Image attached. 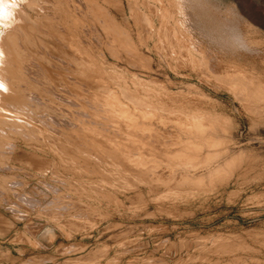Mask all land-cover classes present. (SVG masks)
<instances>
[{
	"label": "bare ground",
	"instance_id": "obj_1",
	"mask_svg": "<svg viewBox=\"0 0 264 264\" xmlns=\"http://www.w3.org/2000/svg\"><path fill=\"white\" fill-rule=\"evenodd\" d=\"M153 1L143 0L129 6L132 29L119 22L110 10L122 14L121 0H0V209L6 208L11 216L9 219L0 216L3 230L18 224L68 225L77 231L85 229V225H89L90 230L92 225L145 226L147 221L151 223L161 217L179 221L187 214H181L186 206L196 201L203 205L226 192L231 183L248 175L250 168L245 164L254 157L250 154L252 159L249 160L241 150L239 138L235 139L237 126L225 113V105L221 106L204 93L202 87L200 90L196 85L185 84L182 89L176 88L179 84L175 79L201 81L212 90L227 93L238 103L252 130L264 123V77L256 74L257 69L242 65L243 62L238 66L237 61L232 63L238 55L231 57L230 63L235 66H230L224 58L237 53H261L258 63L262 66L264 49L260 46L264 41L250 36L254 28L243 17L239 24L243 25L245 33L223 22L216 24L217 17L214 20L213 14L217 10L206 13L213 15L210 17L213 20L208 18L211 22L207 23L213 24L214 29L209 35L205 34L206 37L204 34L200 37V33H196V37L194 32H198L202 23L196 22L195 14L192 17L191 13L185 14L188 10L183 5L188 0ZM189 1L197 8L200 3L207 11L212 9L208 7V0ZM191 3L196 11L203 10L202 6L197 10ZM226 14L224 17H229ZM203 16L200 18L205 22L207 18L204 21ZM250 27L253 30L249 33ZM257 34L256 37L261 36ZM108 58L122 61L131 69L135 67L139 74L125 69L131 78L126 77L114 69ZM159 69L172 72L165 83L155 79ZM261 72L264 74V70ZM244 181L242 183L246 184L249 180ZM141 239L136 236L132 244L121 243L117 257L123 260L129 252L137 254L140 263L144 261L139 254L147 244ZM225 242L217 244L219 257H233L236 247L246 251L243 257H233V260L230 257L226 264H264L260 249L241 247L239 241H232L230 245ZM262 244L264 250V240ZM179 245L182 246V242ZM40 248L43 250L42 246ZM99 251L97 253L102 254V250ZM172 251L178 253L174 247ZM0 252L6 253L1 249ZM118 258L115 259L118 261ZM79 260H74L75 264H91L92 259L90 263ZM72 261L70 264H74ZM96 261L92 264H97ZM39 263V259L34 258L30 264Z\"/></svg>",
	"mask_w": 264,
	"mask_h": 264
},
{
	"label": "rangeland",
	"instance_id": "obj_2",
	"mask_svg": "<svg viewBox=\"0 0 264 264\" xmlns=\"http://www.w3.org/2000/svg\"><path fill=\"white\" fill-rule=\"evenodd\" d=\"M123 1V8H124V11L123 13H119L114 11L113 9H110L111 12L113 14H116L117 18H118V21L121 22L122 24L124 25H129L131 26L132 29H134V26H133V19L130 17V14H129V6H132V4H137V3H142L143 0H137L136 2L132 3L130 2L131 0H121ZM175 1V0H174ZM173 1V2H174ZM214 1V2H213ZM218 1V2H217ZM236 1H238L236 3ZM240 0H208L209 5L208 7H212V9H215L211 11H207L206 8H204V6H202V4L199 3L200 6H202L201 8L203 10H201L199 7V9L201 10V12L203 13V16L202 13L200 12V10L197 8V5L195 3H191L189 0L188 2L185 1L184 3V7L186 6L187 8V12L185 13L186 15L189 13L190 16L192 17V15H194L193 17L196 19V22L198 23L199 21V24L201 28L200 30V27H199V24L197 25V27H199L198 29V32H194V34L196 35V33H200L199 36L200 37H204L202 36V34H206V35H209L210 32H211V29H214L212 26L213 24H208L209 22H211L208 18H210L211 16H213L214 20L216 18V24L218 23H222L224 25H228V26H233V27H236V29L240 31L241 29V32L243 31V33H245V28H243L242 30V27L243 25H240L241 21L240 20H243L242 17L246 20V23H248L249 25L251 24V27L254 28H251L250 27V31L249 34L251 37L254 36L255 39L257 40H261L262 42L264 41V0H241L240 3H239ZM154 3L157 1L154 0L153 1ZM191 5L194 7V4L196 5V9L199 10V11H196L195 9H193L191 6H190V3ZM211 2V3H210ZM217 2V3H216ZM220 2V3H219ZM230 2L232 3L231 6L230 5ZM242 2V3H241ZM159 3V2H158ZM215 3V5H214ZM235 3V4H234ZM152 4V3H151ZM228 4V5H226ZM239 4H243L242 7H237V6H241ZM218 8H217V6ZM231 8H230V6ZM158 6V4H157ZM226 6H227V9H226ZM244 6V8H243ZM194 7V8H195ZM214 7V8H213ZM237 7V8H236ZM233 8V9H232ZM239 8V10H237ZM193 9V10H192ZM205 9V10H204ZM219 9V10H218ZM231 11H227L228 10ZM232 9V10H230ZM192 10V11H191ZM215 10H217V13H214ZM235 10V11H233ZM194 11V12H193ZM206 11V12H205ZM214 11V12H213ZM236 11H239L236 13ZM116 12V13H115ZM197 12V13H196ZM199 12L201 14H199ZM208 12H212L214 13L213 15L211 14L208 15L206 13ZM229 13V14H226V13ZM242 12V13H241ZM206 15H205V14ZM232 13V14H231ZM243 13H246V14H243ZM248 13V14H247ZM126 14H128L126 16ZM219 18H218V16ZM221 14V15H220ZM226 14V16H232V17H224ZM237 14V15H236ZM242 14V15H241ZM203 16L202 18L206 19V24L205 22H202L203 20H201V16ZM216 15V16H215ZM235 15V16H233ZM240 15V16H239ZM246 15V16H245ZM129 16V17H128ZM207 16V17H206ZM221 16V17H220ZM237 16V17H236ZM251 18H249V17ZM124 17V18H123ZM189 17V16H187ZM224 17V18H223ZM235 17V18H234ZM241 17V18H240ZM123 18V19H121ZM131 18V19H130ZM198 18H200L198 20ZM221 18V20H220ZM226 18V19H225ZM212 19V18H210ZM236 19V20H235ZM240 19V20H239ZM130 22H128V21ZM209 20V21H208ZM213 20V19H212ZM220 20V21H219ZM223 20V21H222ZM225 20L227 22H225ZM238 20V21H237ZM201 21V22H200ZM208 21V23H207ZM218 21V22H217ZM256 21V22H255ZM196 23V24H197ZM240 23V24H239ZM203 25V26H202ZM239 26V27H238ZM204 27V28H203ZM212 27V28H211ZM204 29V31L202 30ZM206 30V31H205ZM209 30V31H208ZM256 30L258 32H256ZM193 31V30H192ZM196 31V30H195ZM253 32L255 33H260L259 36L262 37L261 39H259L260 37H256V33L253 34ZM132 34H133V37L136 36V33L135 31H132ZM198 34L196 35V37H198ZM253 34V35H252ZM257 34V36H258ZM205 35V37H206ZM253 37V38H254ZM204 45L206 46V41H204ZM262 49H264V42H263V45L260 46ZM259 47V48H260ZM259 48H256V49H259ZM256 54V55H255ZM145 55H148L147 53ZM238 55V56H237ZM248 53L246 55H240V54H232L230 57L227 55H224L226 56L224 59H229L226 61L230 64V66H233L234 64L232 63H237L235 64L236 66H238L239 63H242V65H245V67H247L248 69L250 68H255L257 69L255 72L256 74H261V76L264 77V74L261 72V70H264V65L261 66L260 63H258V58L259 56L261 55V53H256L254 52L253 54H250L249 52V55ZM252 55V57H251ZM254 55V56H253ZM234 56L236 57L234 59ZM243 56V57H241ZM245 56V57H244ZM234 59L232 60L231 59ZM239 57V58H238ZM250 57V58H249ZM243 58H249L250 60H254L256 59L255 61L251 62L249 59H243ZM109 63H113V67L114 69H116L117 72H120L122 74H124L126 77H129V73L130 72H136V74H139V70L137 71V69L134 67V68H130L128 66H126V63L122 62V61H118V62H114V61H111L112 59L108 58L107 59ZM232 60V63H230ZM239 60V61H238ZM250 61V62H249ZM120 62V63H119ZM116 63V64H115ZM123 63V64H122ZM251 65H250V64ZM125 64V65H124ZM260 64V65H259ZM234 65V66H235ZM249 65V66H248ZM258 65V67H257ZM116 66V67H115ZM127 68H126V67ZM119 67V68H118ZM123 67H124V70H123ZM240 67V66H239ZM263 67V68H262ZM238 68V67H236ZM261 68V69H260ZM127 70H131L129 73L125 71ZM254 69V70H255ZM259 69V70H258ZM164 72V75H163V72ZM170 71L169 69H159L158 71V75L155 76V79H158V81L162 82V83H165V81H167L168 79V75H171L172 76V72L170 74ZM259 72V73H258ZM164 76V77H163ZM167 76V77H166ZM131 78V76L129 77ZM160 78V79H159ZM166 79L163 81V79ZM180 82H178V81ZM173 81V80H172ZM177 81L176 84H179L178 87L176 88H183L185 87V84L186 85H196L200 90H201V87H202V91L206 94L208 93L209 96L211 98H213V100L217 101L220 103L221 106H223V109L225 111V113L234 121L235 123V126H237V132L235 135H237V137L235 136V139L239 138V146H241V150L244 151V155H245L247 158L252 159L251 157H256V159H254L255 161H258V163H256L253 159V162L250 161V163L252 165H249L250 163L247 162L245 165L247 168H250L249 170L247 168H244L245 171L247 170V172L249 171L248 175H246L247 173L245 172L244 174L246 175V177L243 175V177H241L240 179H238L236 182H233L229 185L228 189L226 190V192H223V193H220L218 194L217 196H215L213 199L207 201V202H203V205H200L198 204L199 202L196 201L195 203H192V205H189V206H186L185 209L186 210H182L181 211V214H184V213H187V214H184L182 215L183 217V220H179V221H172L170 218H166V217H161V218H157L156 220H154L153 222H149L147 221L144 225H98L99 227H97V225H92V230H90L88 227L89 225H85V229L84 228H81V229H78L77 231L74 230V229H70V226H64V225H11V227H8V229L6 230H3L2 228H0V249L1 251L3 252H6V253H1L0 252V264H30L31 261L34 259V258H37L39 259V264H54L53 261H55V264H70V262L72 261V263L74 262V260H80L79 261H83L84 259H87L88 257V261L84 260V262H89L91 259H96V260H91V264L92 262L94 263V261H96L97 264H104L107 263V264H110L112 261V263L114 264L117 259L115 258H118L119 256L117 255L118 252L121 250L119 248H121L119 245H121V243H127V241H129L130 244H132V241L133 239L136 238V236L140 237V239L142 240V243L143 244H147L148 246V249L146 245H144V250L142 251L141 254H139L141 257V260H144V261H141L140 263V260L139 258H137V254H134V253H129L127 254V256H123V260L122 258H118V261L115 263V264H142L144 262V264H161L160 261H165L163 262L162 264H200L198 263L199 262H202L201 264H203L205 261L204 260H208L206 262L208 263H204V264H219V262H221L220 264H223V263H229L230 260L228 259H231L233 260V257L234 258H237L238 257H243L245 256L246 254V251H244L245 249H242L239 248V247H236L234 250V256H226V258L224 257L225 255H221L222 257H219L220 256V252H217L216 248H217V244H219V242H223L224 241V244H226L227 242L225 241H228V244L230 245V243L232 241H239L241 243V247H249V248H252V249H255L257 251H259L260 254L264 255V250L262 248V242L264 240V175L262 174L264 172V123H262L261 125H258L256 127H253L252 130H251V127H250V123L248 121V119L245 117L244 113L241 111V109L239 108V105L237 102H235L234 100H232V98L225 92L223 91H220V90H212L211 88H209L207 86V84L201 82V81H195V80H191V79H184L183 78H176L175 79V82ZM181 81H184V82H181ZM188 81V82H187ZM200 82V83H199ZM181 84V85H180ZM202 84V85H201ZM199 85V86H198ZM208 88V89H207ZM210 90V91H209ZM212 90V91H211ZM214 91V93H212ZM217 91V92H215ZM207 94V95H208ZM213 95V96H212ZM221 99V100H220ZM231 100V101H230ZM228 102V103H227ZM218 103V104H219ZM234 103V104H233ZM235 106V107H234ZM234 109V111H233ZM240 111H239V110ZM241 115H240V114ZM234 114V115H233ZM243 114V115H242ZM238 117V118H237ZM236 118V119H234ZM245 119V121L243 120ZM237 121V122H236ZM239 122V123H238ZM244 122V123H243ZM264 122V121H263ZM241 126H238L240 125ZM246 124V125H244ZM249 127L248 131H247V128ZM241 128V129H240ZM241 132H240V131ZM251 131V132H250ZM239 132V133H238ZM253 132V133H252ZM262 132V133H260ZM247 133V134H246ZM252 133V135L250 134ZM258 134V135H256ZM256 138V139H255ZM241 139V141H240ZM250 141V142H249ZM252 151V152H251ZM249 152V153H248ZM252 156H251V155ZM254 154V156H253ZM251 156V157H250ZM258 159V160H257ZM256 163V165H255ZM260 164V165H259ZM244 165V167H245ZM250 166V167H249ZM251 166H255V167H251ZM257 169V167H259ZM263 166V167H262ZM252 168V169H251ZM254 168V169H253ZM256 168V169H255ZM260 169V171H258ZM256 172H254V171ZM262 171V172H261ZM253 172V173H252ZM261 172V173H260ZM258 173L262 174V175H258ZM255 174L258 175V177L255 176ZM251 175H253L254 177H256L254 179V177L251 179ZM261 176V177H260ZM260 178V179H259ZM248 179L249 181L246 182V180ZM245 180V181H244ZM242 181L246 182V184L242 183ZM241 182V184L243 185H239ZM239 186H238V185ZM247 185V187H245ZM238 186V187H237ZM245 189V190H244ZM235 191V192H233ZM244 191V192H243ZM232 192V193H231ZM241 192V193H240ZM243 192V193H242ZM229 195H227V194ZM260 193V194H259ZM233 195V196H232ZM235 195V196H234ZM228 196V197H227ZM232 196V197H230ZM241 198H240V197ZM229 201H228V200ZM240 199V200H239ZM260 199V200H259ZM217 200V201H216ZM262 201V202H261ZM230 204H229V203ZM232 202V203H231ZM255 202V203H254ZM258 203V204H257ZM194 204V205H193ZM218 204V205H217ZM229 204V205H228ZM236 204V205H235ZM220 205V206H219ZM240 205V206H238ZM245 205V206H243ZM252 205V206H251ZM199 206V207H198ZM229 206V207H227ZM234 206V207H233ZM189 208V209H188ZM191 208V209H190ZM198 208V209H197ZM200 208V209H199ZM205 208V209H204ZM213 208V209H212ZM3 209V208H1ZM0 209V216L3 217V218H11L10 216V213L5 209H3L1 211ZM208 209V210H206ZM210 209V210H209ZM199 210V211H198ZM206 210V211H205ZM6 211V212H5ZM202 211V212H201ZM210 211V212H209ZM218 211V212H217ZM8 212V213H7ZM192 214H191V213ZM199 213V214H198ZM205 213V214H204ZM209 213V214H208ZM247 213V215L245 214ZM191 214V215H190ZM244 214V215H242ZM187 218H186V217ZM195 216V217H194ZM207 216V217H206ZM185 217V218H184ZM204 217V218H203ZM180 218V219H182ZM190 218V219H189ZM200 218V219H199ZM164 220V221H163ZM166 220L168 222H166ZM171 220V221H170ZM200 220V221H199ZM163 221V222H162ZM190 221V222H189ZM196 221V222H195ZM206 221V222H205ZM180 224H179V223ZM184 222V223H183ZM211 222V223H210ZM154 223V224H153ZM196 223V224H195ZM156 224V225H155ZM165 224V225H164ZM169 224V225H168ZM172 224V225H170ZM16 226V227H15ZM34 226H37L34 228ZM64 226V227H63ZM80 226V225H78ZM84 226V225H83ZM96 226V227H95ZM104 226V227H103ZM113 226V227H112ZM143 228H141V227ZM152 226V227H151ZM156 231H153L154 230V227ZM39 227V228H38ZM56 227V228H55ZM111 229H109V228ZM131 227V228H129ZM135 227V228H134ZM148 227V228H147ZM151 227V228H150ZM175 227V228H174ZM69 228V229H68ZM103 228V229H102ZM106 228V232L104 231V229ZM115 228V229H113ZM134 228V229H133ZM145 228V230H144ZM147 228V229H146ZM164 228V229H163ZM174 228V229H173ZM222 228V229H221ZM32 229V231H30ZM38 231H36V230ZM39 229V230H38ZM96 229V230H95ZM138 229V230H137ZM142 229V230H141ZM224 229V230H223ZM10 230V231H9ZM15 230V231H14ZM22 230L24 232H22ZM29 230V231H28ZM68 230V231H67ZM72 230V231H71ZM73 230L76 232L73 233ZM80 230V231H79ZM100 230V231H99ZM122 230V231H121ZM133 230H136L135 232ZM167 230V231H166ZM209 230V231H208ZM260 230V231H259ZM20 233H19V232ZM89 231V232H88ZM95 231V232H94ZM130 233H129V232ZM140 231H143V232H140ZM162 232V234L160 233H157V232ZM166 233H165V232ZM252 231V232H251ZM254 231V232H253ZM30 233V236L28 235ZM37 232V233H36ZM86 232V233H85ZM137 232V233H136ZM139 232V233H138ZM147 232V233H146ZM157 234H155V233ZM28 233V234H27ZM32 233V234H31ZM69 233V234H68ZM85 233V234H84ZM88 233V234H87ZM91 233V234H90ZM129 233V234H127ZM220 233V234H219ZM223 233H224V236H223ZM227 233V234H226ZM238 233H239V236H238ZM242 233V234H241ZM252 233V234H251ZM254 233V234H253ZM9 234V235H8ZM14 234V235H13ZM35 234V235H33ZM65 234V235H64ZM90 234V235H89ZM119 234V235H117ZM124 234L126 235V237L124 236ZM131 234V235H130ZM136 234V235H135ZM138 234V235H137ZM140 234V235H139ZM143 234V235H142ZM235 234V237L232 236ZM251 234V235H250ZM256 234V235H255ZM259 234H262V235H259ZM6 235V236H5ZM53 235V236H52ZM69 235V236H68ZM83 235V236H82ZM86 235V236H85ZM88 235V236H87ZM111 235V236H110ZM150 235V236H148ZM159 235V236H158ZM167 235V236H166ZM189 235V236H188ZM212 235V236H211ZM221 235V236H219ZM225 235H228V236H232L231 238L234 239L232 240L230 237L226 236ZM236 235H237V238H236ZM246 235V237H245ZM250 235V236H249ZM256 237H255V236ZM4 236V237H3ZM12 236V237H11ZM18 236V238H17ZM29 236V237H28ZM67 238H66V237ZM92 236V237H91ZM121 239L119 240V238H116L118 237ZM217 236V237H216ZM261 236V237H260ZM20 237V238H19ZM125 237V238H124ZM145 237V239H144ZM153 237V238H152ZM161 237V238H160ZM196 237V239L194 238ZM224 238V239H227V240H223L221 238ZM240 240H238L239 238ZM22 238V241L25 242L23 243L22 241H20ZM47 238V239H46ZM116 238V240H115ZM124 238V239H123ZM133 238V239H132ZM149 238V239H148ZM155 238V239H154ZM166 238V239H165ZM168 238V239H167ZM170 238V239H169ZM177 238V239H176ZM217 238V239H215ZM230 238V239H229ZM242 238H245L244 241ZM249 238V239H247ZM254 238V239H253ZM32 239H34L32 241ZM118 239V240H117ZM132 239V240H131ZM152 239V240H151ZM183 239V241H182ZM203 239V240H202ZM242 239V240H241ZM258 239V240H257ZM260 239V240H259ZM13 240V241H12ZM104 240V241H103ZM124 240V241H123ZM151 240V241H150ZM161 240V241H160ZM180 240V243L179 241ZM208 240V241H207ZM218 240V242H217ZM246 240V241H245ZM249 242H248V241ZM19 241V242H17ZM35 241V242H34ZM145 241V242H144ZM175 241V242H174ZM199 241V242H197ZM206 243H205V242ZM211 241V243H210ZM214 241V243H212ZM216 241V242H215ZM237 241L235 243H237ZM243 241V243H242ZM252 241V242H251ZM254 241V242H253ZM261 243H259V242ZM14 242V243H13ZM16 242V243H15ZM21 242V243H20ZM34 242V243H33ZM119 242V243H117ZM150 242V243H149ZM158 242V243H157ZM162 244H161V243ZM182 242V246L179 245L181 247V250H180V247L178 246V244H181ZM187 242V245H185ZM204 242V243H203ZM232 242V243H234ZM20 243V244H19ZM31 245H30V244ZM33 243V244H32ZM40 243V244H39ZM80 243V245L82 244V246L78 245ZM89 243V244H88ZM114 243V244H113ZM118 246H117V244ZM149 243V244H148ZM156 243H157V246H156ZM196 245H195V244ZM200 243V244H199ZM209 243L211 245H209ZM231 243V244H232ZM77 244L76 246L78 247H74V245ZM128 244V243H127ZM152 244H155V246L153 247ZM199 244V245H198ZM203 244V245H202ZM258 244V245H257ZM46 245V246H45ZM73 245V246H72ZM105 245V247L103 246ZM112 245V246H111ZM162 245V247H161ZM175 245V246H174ZM189 245V248L187 247ZM192 245V246H191ZM195 245V247H194ZM199 246V247H196V246ZM202 245V248L200 249V246ZM214 245V246H213ZM243 245V246H242ZM254 245V246H253ZM15 246V247H14ZM28 246V247H27ZM31 246V248H30ZM34 246V247H33ZM43 248V250H41V247ZM62 246V247H60ZM85 246V249L83 248ZM111 246V247H110ZM127 246V245H126ZM129 246V245H128ZM127 248L129 249L130 246ZM146 246V247H145ZM160 248H159V247ZM169 246V249H167ZM177 246V248H176ZM184 246V248H183ZM186 246V247H185ZM220 246V244H219ZM256 246V247H255ZM96 247V248H95ZM102 247V248H100ZM104 247V249H103ZM107 247V248H106ZM167 247V248H166ZM174 247V251L177 250V254H175V252L172 251V249ZM207 248V250L205 251V248ZM210 247V249H209ZM213 247V248H211ZM260 247V248H258ZM26 248V249H25ZM30 248V249H29ZM33 248V249H32ZM49 248V249H48ZM63 248V249H62ZM79 249L77 251V249ZM82 248V250H81ZM96 250H94V249ZM155 250H154V249ZM179 248V249H178ZM193 248L197 249L199 248V250H192ZM17 249V250H16ZM24 249V250H23ZM36 249V250H34ZM40 249V250H38ZM76 249V251H74ZM84 249V250H83ZM101 249L102 250V254L104 255L106 253V255H104V257H101L102 254L100 253H97L99 250ZM116 249V250H115ZM171 249V250H170ZM188 249V250H186ZM23 250V251H22ZM30 250V251H29ZM34 250V251H33ZM38 250V251H37ZM61 250V251H60ZM100 250V251H101ZM104 250V251H103ZM147 250V251H146ZM153 252H151V251ZM158 250V251H156ZM165 250V251H164ZM183 250V251H182ZM203 252H199V251H202ZM40 251V252H39ZM57 251V252H56ZM59 251V252H58ZM87 251V252H86ZM96 251V252H95ZM99 251V252H100ZM164 251V252H163ZM196 251V252H195ZM262 251V252H261ZM20 252V253H18ZM37 252V253H36ZM86 252V254H85ZM91 252V253H90ZM94 252V253H93ZM150 252V253H149ZM162 252V254H161ZM167 252V253H166ZM171 252V253H170ZM187 252V253H186ZM194 252V253H193ZM199 252V253H198ZM214 252V253H213ZM236 252V253H235ZM22 253V254H21ZM91 255H89V254ZM97 253V254H96ZM113 253V254H112ZM152 253V254H151ZM154 253L156 254L154 256ZM164 253V254H163ZM181 253V254H180ZM198 253V254H197ZM204 253V254H203ZM84 257H83V255ZM97 257H95V255ZM160 254V255H159ZM170 254V255H169ZM173 254H175L177 256L174 255L172 256ZM180 254V255H178ZM186 254V255H185ZM190 259H188V256ZM203 254V255H201ZM213 254V255H211ZM68 255V256H67ZM87 255V256H86ZM129 255V256H128ZM135 255V256H134ZM165 255V256H164ZM168 257H167V256ZM215 255V256H214ZM5 256V257H4ZM81 256V257H80ZM90 256V257H89ZM118 256V257H117ZM145 256V257H144ZM159 256V257H158ZM163 256V257H162ZM172 256V258L170 257ZM182 258V261L178 260L179 257ZM187 256V257H186ZM195 257L194 259L192 257ZM200 256V257H198ZM202 256V257H201ZM207 256V257H206ZM209 256V258H208ZM216 256L218 257V259L216 258ZM72 257V258H70ZM95 257V258H93ZM99 257V258H98ZM115 257V258H114ZM136 257V258H134ZM139 257V256H138ZM147 257V259L145 260V258ZM159 258L160 261L158 259H153V258ZM161 257V258H160ZM208 258V259H205ZM216 259H215V258ZM75 258V259H73ZM89 258H91L89 260ZM105 258V259H104ZM131 258V260H130ZM151 258V260H150ZM164 258V259H163ZM171 258V260L169 259ZM185 258H187L186 260H184ZM199 258V259H198ZM212 258V259H211ZM21 259V260H20ZM41 259V261H40ZM115 259V260H113ZM127 259V260H126ZM130 261H129V260ZM134 261H133V260ZM180 259V258H179ZM197 259V260H196ZM203 259V260H202ZM216 261H215V260ZM223 259V260H222ZM9 260V261H8ZM25 260V261H24ZM30 262H29V261ZM51 262H49V261ZM102 260V261H101ZM112 260V261H111ZM149 260V261H148ZM154 260V261H152ZM170 260V261H169ZM176 262H172V261H175ZM193 260V262L191 261ZM201 260V261H200ZM217 262H213V261ZM99 261V262H98ZM108 261V262H107ZM126 261V262H125ZM128 261V262H127ZM157 261V262H156ZM179 263H178V262ZM211 261V263L209 262ZM53 262V263H52ZM62 262V263H61ZM69 262V263H68ZM89 262V263H90ZM213 262V263H212ZM111 263V264H112ZM75 264V262H74Z\"/></svg>",
	"mask_w": 264,
	"mask_h": 264
}]
</instances>
